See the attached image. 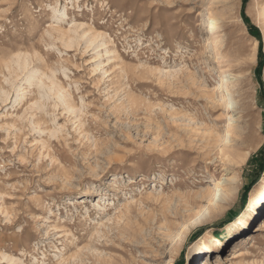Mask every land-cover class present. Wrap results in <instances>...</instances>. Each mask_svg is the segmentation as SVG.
<instances>
[{
    "label": "rangeland",
    "instance_id": "obj_1",
    "mask_svg": "<svg viewBox=\"0 0 264 264\" xmlns=\"http://www.w3.org/2000/svg\"><path fill=\"white\" fill-rule=\"evenodd\" d=\"M203 260L264 264V0H0V264Z\"/></svg>",
    "mask_w": 264,
    "mask_h": 264
},
{
    "label": "bare ground",
    "instance_id": "obj_2",
    "mask_svg": "<svg viewBox=\"0 0 264 264\" xmlns=\"http://www.w3.org/2000/svg\"><path fill=\"white\" fill-rule=\"evenodd\" d=\"M67 13V10L65 9L63 13L61 12H55V16L57 19H60V16H65ZM211 87L209 85L205 86L204 87V90H203V96L201 97L202 98V101H206V102H209L210 101V92H211ZM255 113H254V116L251 120V126H252V129L253 130H259L261 128V121L263 119V116L261 115L262 111L260 108L256 107L255 109ZM198 113V112H197ZM200 123H199V119L198 117H194L193 119V124H192V136L195 138V137H198L201 133V128L199 127ZM205 149V148H203ZM204 160H205V164H210V160L208 158V152H205V156H204ZM198 264H206V262L203 260L201 261L200 263Z\"/></svg>",
    "mask_w": 264,
    "mask_h": 264
}]
</instances>
